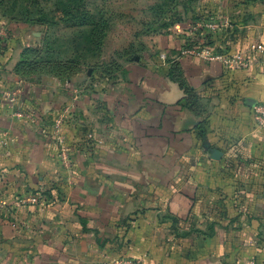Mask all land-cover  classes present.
Here are the masks:
<instances>
[{"label": "crops", "instance_id": "crops-1", "mask_svg": "<svg viewBox=\"0 0 264 264\" xmlns=\"http://www.w3.org/2000/svg\"><path fill=\"white\" fill-rule=\"evenodd\" d=\"M199 6L246 68L170 33L118 72L69 75L43 42L0 38V264H264V0Z\"/></svg>", "mask_w": 264, "mask_h": 264}, {"label": "rangeland", "instance_id": "rangeland-1", "mask_svg": "<svg viewBox=\"0 0 264 264\" xmlns=\"http://www.w3.org/2000/svg\"><path fill=\"white\" fill-rule=\"evenodd\" d=\"M197 1L0 0V38L8 44L24 32L27 40L43 42L56 62L68 60L53 66V72L111 74L123 60L153 47L157 51L160 37L170 33L184 44L198 41L223 50V18L219 13L206 18L205 8H199L205 0Z\"/></svg>", "mask_w": 264, "mask_h": 264}, {"label": "built area", "instance_id": "built-area-1", "mask_svg": "<svg viewBox=\"0 0 264 264\" xmlns=\"http://www.w3.org/2000/svg\"><path fill=\"white\" fill-rule=\"evenodd\" d=\"M223 21V22H222ZM221 21V26H227L228 25V19L227 18H223V20ZM210 27L214 28L217 27L216 23H211L209 25ZM253 49L258 50L263 52L264 51V45L260 44V45H253L252 46ZM184 53H188L191 52L194 55L197 56H202L206 59H220L223 61V63L230 67V68H246L249 65V59L243 55H241L240 53H236V54H230V53H217L213 50H211L208 47H201V46H194L191 48H186L184 50H182ZM252 111H253V117H254V121L257 127H264V100L258 103H255L252 106ZM61 120H56L55 122V133L57 135V143H58V158L60 160L61 165L66 168L69 169L70 168V164L72 161V156L75 153V149H73L72 147H70L65 140L62 138L60 131H61ZM71 178H67V181L70 183ZM37 201V197L36 196H27V197H23L21 199L18 200V204H25L28 202H36ZM95 264H110L106 261H99Z\"/></svg>", "mask_w": 264, "mask_h": 264}, {"label": "trees", "instance_id": "trees-1", "mask_svg": "<svg viewBox=\"0 0 264 264\" xmlns=\"http://www.w3.org/2000/svg\"><path fill=\"white\" fill-rule=\"evenodd\" d=\"M213 16H214L213 14H207V15H206V18H208V19H211V18H212V19H213V18H214ZM190 44H191V45L194 44V45H199V46H201V45H202V42H198V41L195 42V41H194L193 43H190ZM191 45H190V46H191ZM203 45H205V44H203ZM183 46L186 47V48L189 47L188 44H186V45L184 44ZM187 46H188V47H187ZM217 51H218V52H221V50H218V49H217ZM217 51H215V52H217ZM28 52H29V53H33L34 51H33V49H29ZM45 52H47V51L45 50ZM49 57H50V56H49ZM65 63H66V62H65ZM57 64H60V63H58V62H56V61H53L52 66L50 65V66H51V69L53 70V66H56ZM60 65H61V64H60ZM61 66H63V65H61ZM55 72H57V71H55ZM58 73H59V72H58Z\"/></svg>", "mask_w": 264, "mask_h": 264}]
</instances>
